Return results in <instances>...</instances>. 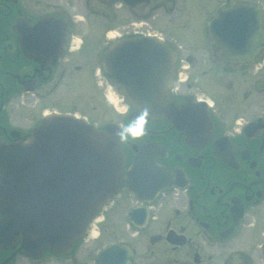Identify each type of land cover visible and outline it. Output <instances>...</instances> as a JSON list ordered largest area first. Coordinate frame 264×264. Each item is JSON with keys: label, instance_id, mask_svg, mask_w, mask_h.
Here are the masks:
<instances>
[{"label": "flooded vegetation", "instance_id": "1", "mask_svg": "<svg viewBox=\"0 0 264 264\" xmlns=\"http://www.w3.org/2000/svg\"><path fill=\"white\" fill-rule=\"evenodd\" d=\"M132 3L0 0V145L51 114L98 129L128 124L125 103L124 122L89 117L120 116L103 63L116 39L157 37L175 55L169 114L121 142L119 192L87 236L66 252L30 255L19 241L0 248V264H264V44L249 61L232 63L209 34L210 21L237 5L264 16V0ZM159 17L171 31L136 29V21L150 27ZM132 167L135 191L126 184Z\"/></svg>", "mask_w": 264, "mask_h": 264}, {"label": "water", "instance_id": "2", "mask_svg": "<svg viewBox=\"0 0 264 264\" xmlns=\"http://www.w3.org/2000/svg\"><path fill=\"white\" fill-rule=\"evenodd\" d=\"M209 34L222 59L245 62L264 43V18L251 4L237 5L211 21ZM174 61V53L150 37L122 38L105 51V73L133 108L131 121L145 110L146 121L169 114ZM118 130L115 123L98 130L83 119L52 114L16 142L0 145V248L20 241L29 255L66 252L83 239L119 190L124 158ZM132 169L126 172L131 189L138 174Z\"/></svg>", "mask_w": 264, "mask_h": 264}, {"label": "rangeland", "instance_id": "3", "mask_svg": "<svg viewBox=\"0 0 264 264\" xmlns=\"http://www.w3.org/2000/svg\"><path fill=\"white\" fill-rule=\"evenodd\" d=\"M164 18L162 17H159L157 19H153V22L150 23V27L146 25L145 22H142L141 21H136V29L138 30H149L151 33H156L157 35L161 36L160 33H164L163 31L166 29H168V31H171L172 30V26H173V23H167V22H164L163 21ZM113 99L117 102V98L116 97H113ZM119 106V111H120V116L117 114V115H114L112 114L110 111H106L104 114H97V113H93V112H90L89 113V117L96 120L97 122L99 123H102L104 121H108L110 119H112V116H115L117 117L116 120L119 122H124L126 121L125 120V111H126V105H124V103L122 102L121 104L118 103L117 104ZM108 107V106H107Z\"/></svg>", "mask_w": 264, "mask_h": 264}, {"label": "clouds", "instance_id": "4", "mask_svg": "<svg viewBox=\"0 0 264 264\" xmlns=\"http://www.w3.org/2000/svg\"><path fill=\"white\" fill-rule=\"evenodd\" d=\"M147 111H142L134 120L128 124L119 128L116 135L121 142L129 140L131 138L140 137L145 134V121Z\"/></svg>", "mask_w": 264, "mask_h": 264}]
</instances>
